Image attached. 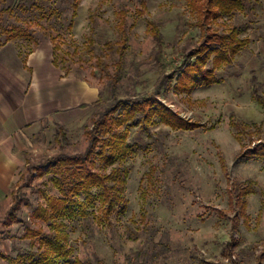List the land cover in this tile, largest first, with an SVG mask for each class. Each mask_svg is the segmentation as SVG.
Segmentation results:
<instances>
[{"label": "rangeland", "instance_id": "rangeland-1", "mask_svg": "<svg viewBox=\"0 0 264 264\" xmlns=\"http://www.w3.org/2000/svg\"><path fill=\"white\" fill-rule=\"evenodd\" d=\"M123 10L127 48L119 70V52L103 48L122 41ZM149 20L161 26L166 42L160 61ZM195 22L187 0H0V41L12 40L22 53L51 41L61 72L97 87L102 100L75 108L61 125L67 142L56 137L53 119L30 132L17 182L0 202V264H21L7 257L39 248L42 235L27 236L29 228L49 231V224L34 216L45 203L42 190L60 195L45 162L60 153L84 152L87 128L114 96L152 93L159 78L204 40ZM218 23L220 30L239 28L240 37L250 40L234 64L219 68L216 83L191 94L173 86L159 96L199 126L172 128L156 116L145 129H130L127 210L116 211L111 223L98 221L94 207L85 218L66 220L73 255L62 264H264V159L243 155L264 143V106L253 99L251 88L256 75L264 94V0H245L242 9ZM91 41L103 67L90 51ZM117 71L121 77L113 91ZM233 115L251 133L233 125ZM250 179L256 192L248 195L247 220L233 201L237 184ZM16 201L20 206L12 217Z\"/></svg>", "mask_w": 264, "mask_h": 264}, {"label": "trees", "instance_id": "trees-1", "mask_svg": "<svg viewBox=\"0 0 264 264\" xmlns=\"http://www.w3.org/2000/svg\"><path fill=\"white\" fill-rule=\"evenodd\" d=\"M195 25L200 28L204 40L201 44L183 56L182 64L169 74H163L156 83L155 90L138 97H113L99 110L86 130L88 146L84 152L75 154L60 153L45 162V172H52L51 181L58 188L60 195H51L42 190L44 204L39 205L34 216L49 224V231L44 229L34 230L29 228L27 236L42 235L39 239V248L34 251H25L16 259L7 257L11 262L21 264H62L68 262L73 255L70 245V233L66 220L85 218L89 215V208L94 207L95 218L102 223H111L116 211L123 213L127 210L129 200L126 196V185L130 169L126 159L131 152L128 142L130 129L139 127L145 129L153 123L158 116L160 120L171 126L183 130L197 128L198 123L188 121L165 105L159 96L163 95L173 86L179 93L191 94L194 89L202 85H210L218 81L216 71L222 66H232L236 56L250 42L247 38L240 37V29L231 26L220 30L217 26L218 19L230 15L244 7L245 0H187ZM127 11L120 13V27L123 28V39L117 46L112 42L106 43L103 50L118 51L120 58L118 69L121 68L127 38L124 28ZM74 15L76 13L74 12ZM148 30L157 42L156 56L162 60L166 48L161 26L153 21H148ZM90 51L94 52L93 41ZM98 65L103 67L104 60L100 54L94 52ZM54 61L56 64L54 50ZM162 69L165 71V63ZM211 65V66H210ZM120 73L112 75L113 91L118 86ZM175 80L174 84L173 81ZM252 97L264 106L262 83L254 75L251 79ZM101 97L95 105H100ZM84 107L88 105H83ZM232 124L248 129L246 124L232 116ZM57 125L56 137L67 142L63 128ZM251 133V129H248ZM240 138V134H237ZM244 156L264 159V143L254 148L243 151ZM225 169V162L222 159ZM42 171V167L38 168ZM226 170V169H225ZM42 173V172H40ZM252 179L242 184H237V194L234 204L238 208L239 216L249 219L246 214L248 195L256 192ZM19 201L11 208L9 215L14 216L19 209ZM34 233V234H33ZM6 257V256H5Z\"/></svg>", "mask_w": 264, "mask_h": 264}, {"label": "crops", "instance_id": "crops-1", "mask_svg": "<svg viewBox=\"0 0 264 264\" xmlns=\"http://www.w3.org/2000/svg\"><path fill=\"white\" fill-rule=\"evenodd\" d=\"M99 94L61 72L51 41L28 53L10 39L0 41V202L17 182L30 132L44 120L63 125L76 107H89Z\"/></svg>", "mask_w": 264, "mask_h": 264}]
</instances>
